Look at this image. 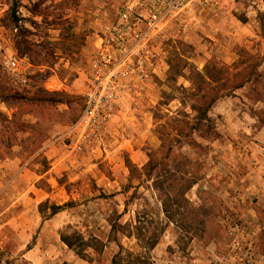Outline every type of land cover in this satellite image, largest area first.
<instances>
[{"label":"rangeland","instance_id":"1","mask_svg":"<svg viewBox=\"0 0 264 264\" xmlns=\"http://www.w3.org/2000/svg\"><path fill=\"white\" fill-rule=\"evenodd\" d=\"M106 54L129 73L77 151ZM155 236L154 264H264V0H0V264H112Z\"/></svg>","mask_w":264,"mask_h":264},{"label":"built area","instance_id":"2","mask_svg":"<svg viewBox=\"0 0 264 264\" xmlns=\"http://www.w3.org/2000/svg\"><path fill=\"white\" fill-rule=\"evenodd\" d=\"M154 17L156 18L157 15ZM19 60L15 56L5 58L4 70L8 73H16L20 66ZM102 60L103 63L98 65L97 75H94L89 82L84 110L77 122L67 131L71 145H74L77 151H85L101 142L103 128L118 104L119 91L125 86L118 82V78L119 76L126 78L129 73V70L109 67L112 58L107 54L103 55Z\"/></svg>","mask_w":264,"mask_h":264},{"label":"trees","instance_id":"3","mask_svg":"<svg viewBox=\"0 0 264 264\" xmlns=\"http://www.w3.org/2000/svg\"><path fill=\"white\" fill-rule=\"evenodd\" d=\"M63 208L62 205H55L53 206V212L57 213ZM117 237V236H115ZM64 242H66L70 247H73V242L71 241L70 236L66 235L63 236ZM158 239L156 238H147V241L144 242L142 247L145 249L143 253H135L131 250L124 251L123 249L120 250L115 256L113 257L112 264H154L152 260L151 250L156 246ZM83 247V246H82ZM77 251L80 255H82V248Z\"/></svg>","mask_w":264,"mask_h":264}]
</instances>
